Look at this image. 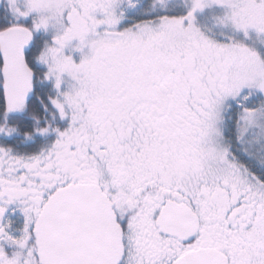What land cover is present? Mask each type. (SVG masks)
I'll list each match as a JSON object with an SVG mask.
<instances>
[{"label":"snow or ice","instance_id":"obj_1","mask_svg":"<svg viewBox=\"0 0 264 264\" xmlns=\"http://www.w3.org/2000/svg\"><path fill=\"white\" fill-rule=\"evenodd\" d=\"M0 264H264V0H0Z\"/></svg>","mask_w":264,"mask_h":264}]
</instances>
